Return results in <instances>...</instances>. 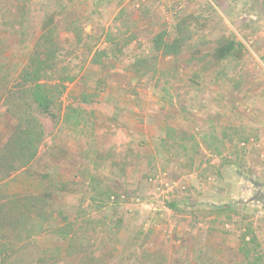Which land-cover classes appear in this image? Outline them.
Here are the masks:
<instances>
[{"label":"rangeland","instance_id":"374dc122","mask_svg":"<svg viewBox=\"0 0 264 264\" xmlns=\"http://www.w3.org/2000/svg\"><path fill=\"white\" fill-rule=\"evenodd\" d=\"M48 17L61 32L60 67L76 80L54 118L36 112L39 155L0 191H53L56 211L88 220L85 243L103 264L241 263L249 227L264 264V0H0V21L28 28L24 44L0 31L16 69ZM180 20L192 33L182 53L136 73ZM228 39L241 56L214 61ZM36 243L64 256L53 233Z\"/></svg>","mask_w":264,"mask_h":264},{"label":"trees","instance_id":"16d2710c","mask_svg":"<svg viewBox=\"0 0 264 264\" xmlns=\"http://www.w3.org/2000/svg\"><path fill=\"white\" fill-rule=\"evenodd\" d=\"M56 21L54 17L42 21L38 37L18 69L12 66L13 54L0 38V107H6L0 112V127L7 121L5 129L9 130L7 137L0 140V187L25 171L39 155L45 130L36 112L54 118L53 108L63 96L67 84L76 80V75L66 66L60 67L61 32ZM186 22H177L173 38H168L166 30L155 36L153 49L159 56L137 60L133 64L136 73H154L160 56L172 57L182 53L192 39ZM27 29L20 20L2 18L0 21V31L22 36L18 37L20 44L28 42ZM34 35L35 32L31 38ZM242 52L241 43L228 39L214 49L211 57L222 62L231 57L239 58ZM98 56L100 54L92 61H99ZM12 82L14 85L8 89ZM213 139L225 145L224 138ZM107 196L111 197L110 194ZM54 200V192L50 190L38 194L0 191V264H103L98 253L85 243L89 234L88 220L76 216L71 219L64 211H56ZM48 233H53L64 243L63 257L47 255L38 247L37 239ZM242 243L244 261L237 264H261L259 243L251 227L244 234Z\"/></svg>","mask_w":264,"mask_h":264},{"label":"built area","instance_id":"2783aa9c","mask_svg":"<svg viewBox=\"0 0 264 264\" xmlns=\"http://www.w3.org/2000/svg\"><path fill=\"white\" fill-rule=\"evenodd\" d=\"M150 0H141L142 3H148ZM166 2H169L171 4H175L177 2H180L181 0H164Z\"/></svg>","mask_w":264,"mask_h":264}]
</instances>
